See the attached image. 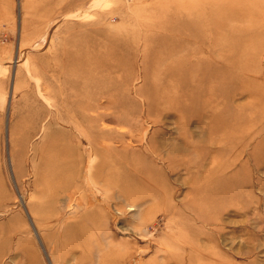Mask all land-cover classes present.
<instances>
[{"label":"rangeland","instance_id":"obj_1","mask_svg":"<svg viewBox=\"0 0 264 264\" xmlns=\"http://www.w3.org/2000/svg\"><path fill=\"white\" fill-rule=\"evenodd\" d=\"M217 258L264 264V0H0V264Z\"/></svg>","mask_w":264,"mask_h":264},{"label":"bare ground","instance_id":"obj_2","mask_svg":"<svg viewBox=\"0 0 264 264\" xmlns=\"http://www.w3.org/2000/svg\"><path fill=\"white\" fill-rule=\"evenodd\" d=\"M99 104V103H98ZM99 108H100V106L98 105V106H95V109H94V106H92V108H91V110L92 111H94L95 110V113L94 114H91V117L93 118V121H95V123H99V121L100 120H103V122H105L106 120V118H108V116H109V113L108 112H105V111H99ZM55 111V110H54ZM105 120V121H104ZM108 120V119H107ZM103 122H101V124H103ZM127 123V121H125V120H123V124H126ZM128 124V123H127ZM211 123H210V121L208 122V125H210ZM201 125V124H200ZM196 127H199V125H196ZM203 130V129H202ZM208 133H210L208 136L206 135V137L205 138H203V139H201L200 137H198V135H197V137H198V139L196 138V140L194 141V140H192L191 141V139L190 140H186V141H184V140H181L180 138H176V140L178 141V139H179V142H175L174 143V146L176 147V148H173L174 150H177L176 151V153H178V154H185L186 152H188V151H185V149H187V150H189L190 151V148H192V147H195L196 145H198L199 143H205L206 142V144H205V146L206 147H208V146H211V144H212V142H213V139H210V137L215 133V127L214 126H212V131H211V127H208V131H207ZM196 133V132H195ZM105 134H107L108 135V133H105ZM122 135V134H121ZM196 135V134H195ZM99 137H101V136H99ZM103 137H105V136H103ZM120 137H122V136H120ZM190 138L191 137H194V134L193 133H191V135L189 136ZM194 139V138H193ZM108 140H110V138L108 139ZM172 142V141H171ZM195 142V143H194ZM103 143V142H102ZM104 144V143H103ZM152 147H154V146H152ZM152 147H149V148H152ZM157 147V146H156ZM172 147H173V144H172ZM97 148H98V146H96V150H97ZM104 150H106V148L108 149V147H105L104 146ZM170 148V147H169ZM95 150V149H94ZM66 152H67V149H66ZM91 154L92 155H94V157H95V160H97V162H100V160L101 161H103L104 162V160H107V159H111V151L110 150H107V153H105L104 154V156L103 155H101L100 153H97V151H93V149H91ZM95 152H96V154H95ZM113 156H114V154H112ZM178 156V155H177ZM180 156V155H179ZM70 159V158H69ZM76 159V160H75ZM74 160H75V165L76 166H78V162H79V158H75ZM68 160V159H67ZM67 162H69V161H67ZM72 163V162H71ZM68 164V163H67ZM67 166H69V165H67ZM71 167H72V165H71ZM69 170V169H68ZM74 170V169H73ZM70 171V175H69V177H70V179H71V177L74 175V173H75V171ZM76 170V169H75ZM97 171H99L100 172V174L97 172V175H100V178H101V176H106L107 178L105 179V177L103 178V181L104 182H107L108 180L107 179H109L108 177H109V175L112 173V169L110 168V167H103V170H102V168H98V169H96ZM73 173V174H72ZM96 174H94V176H93V182L94 183H97V181H99L96 177ZM76 176H74L73 178H75ZM102 180V179H101ZM68 182H69V179L67 178V175H66V179H64V183H63V185L62 186H65V189L67 188V186H68ZM88 183V182H87ZM88 190H89V196H87V200H88V202L87 203H89V204H92V203H94L95 201L96 202H98V197L93 193V190H91L92 188L91 187H88L87 188ZM63 190V189H62ZM68 189H66V191H67ZM71 191H72V193L75 191V188H72L71 189ZM70 191V192H71ZM74 194V193H73ZM79 204H80V202H79ZM106 204V203H105ZM90 209H91V205H90ZM98 210H93L92 211V214L90 213V214H88V216H89V219H91L92 221L93 220H95V218H97V217H99L101 214H102V212H101V209L102 210H105L104 208H97ZM91 215V216H90ZM91 217V218H90ZM202 247H205V246H201V248ZM204 249V248H203ZM219 263H221V258H217V260H216V263L215 264H219Z\"/></svg>","mask_w":264,"mask_h":264},{"label":"crops","instance_id":"obj_3","mask_svg":"<svg viewBox=\"0 0 264 264\" xmlns=\"http://www.w3.org/2000/svg\"><path fill=\"white\" fill-rule=\"evenodd\" d=\"M5 184H6V183H5ZM5 184H4V182H3V185H4V187H3V188H6V187H5V186H6Z\"/></svg>","mask_w":264,"mask_h":264}]
</instances>
